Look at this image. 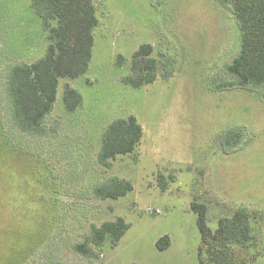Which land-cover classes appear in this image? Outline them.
<instances>
[{
  "label": "rangeland",
  "instance_id": "rangeland-1",
  "mask_svg": "<svg viewBox=\"0 0 264 264\" xmlns=\"http://www.w3.org/2000/svg\"><path fill=\"white\" fill-rule=\"evenodd\" d=\"M99 26L90 68L61 79L57 102L35 134L11 116V69L45 56L48 32L32 0H0V264H199L201 235L194 200L208 206L212 230L238 211L250 216L253 241L235 264H264V85L221 90L241 50L232 5L220 0H96ZM154 46L157 80L134 88L123 79L144 45ZM125 63L118 65V57ZM81 106L69 112L66 87ZM135 116L144 130L134 154L110 168L98 160L115 120ZM243 132L226 149V133ZM111 177L134 191L102 200L95 189ZM123 218L130 226L90 256L75 246L92 225ZM169 236L171 247L156 244ZM210 264V263H208Z\"/></svg>",
  "mask_w": 264,
  "mask_h": 264
},
{
  "label": "trees",
  "instance_id": "trees-1",
  "mask_svg": "<svg viewBox=\"0 0 264 264\" xmlns=\"http://www.w3.org/2000/svg\"><path fill=\"white\" fill-rule=\"evenodd\" d=\"M233 7L241 31V50L227 71L235 82H222L215 89L248 90L264 85V0H220ZM48 32V48L44 57L33 64L15 65L9 74L7 92L11 116L20 132L35 134L42 130L46 117L57 102L61 79L75 80L90 68L95 46V29L99 26L96 0H32ZM154 46L142 45L131 60V74L123 81L134 88L154 83L159 74L158 60L153 57ZM118 57V65L125 63ZM81 94L68 86L64 103L67 111L75 112L82 104ZM144 136V130L135 116L113 121L102 136L98 160L102 167L123 155L134 154ZM243 132L235 129L225 134L223 147L231 149L242 145ZM134 191L130 180L111 177L95 189V196L117 200ZM197 214L201 235L198 251L199 264H235V257L253 241L250 216L238 211L221 218L218 228L212 230L207 222L208 206L197 200L191 205ZM123 218L106 221L100 227L92 225L91 236L75 246L77 252L90 256L93 250L108 239L118 245L129 230ZM160 251L171 247L169 236L156 244Z\"/></svg>",
  "mask_w": 264,
  "mask_h": 264
}]
</instances>
